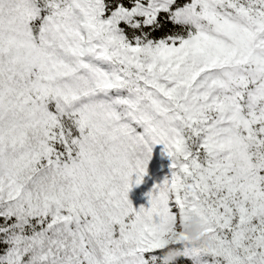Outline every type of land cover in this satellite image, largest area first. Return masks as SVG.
Listing matches in <instances>:
<instances>
[{"label": "snow or ice", "instance_id": "6c2138e0", "mask_svg": "<svg viewBox=\"0 0 264 264\" xmlns=\"http://www.w3.org/2000/svg\"><path fill=\"white\" fill-rule=\"evenodd\" d=\"M0 264H264V0H0Z\"/></svg>", "mask_w": 264, "mask_h": 264}, {"label": "rangeland", "instance_id": "374dc122", "mask_svg": "<svg viewBox=\"0 0 264 264\" xmlns=\"http://www.w3.org/2000/svg\"><path fill=\"white\" fill-rule=\"evenodd\" d=\"M151 183V181H149V184Z\"/></svg>", "mask_w": 264, "mask_h": 264}]
</instances>
